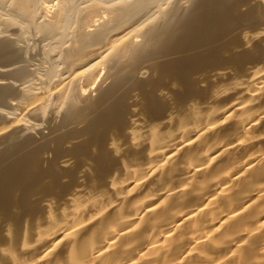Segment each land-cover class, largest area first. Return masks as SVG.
Segmentation results:
<instances>
[{"label": "bare ground", "instance_id": "bare-ground-1", "mask_svg": "<svg viewBox=\"0 0 264 264\" xmlns=\"http://www.w3.org/2000/svg\"><path fill=\"white\" fill-rule=\"evenodd\" d=\"M0 264H264V0H0Z\"/></svg>", "mask_w": 264, "mask_h": 264}, {"label": "rangeland", "instance_id": "rangeland-1", "mask_svg": "<svg viewBox=\"0 0 264 264\" xmlns=\"http://www.w3.org/2000/svg\"><path fill=\"white\" fill-rule=\"evenodd\" d=\"M31 39H32L31 44L33 43L35 45H34V48L30 51L29 56H27L28 62L26 61V64H29L30 65V66L28 65L30 69L33 68V70L35 72L37 71V73H41V71L43 70V68L45 66V65H43V63L45 64V62H44L45 60H44V57L41 55L42 53H40V48L39 47L42 46V43L43 42H41V40L39 38L35 37V36H32ZM39 40H40L41 43L39 42ZM39 56H41V57H39Z\"/></svg>", "mask_w": 264, "mask_h": 264}]
</instances>
